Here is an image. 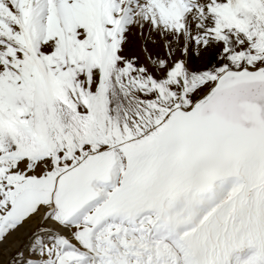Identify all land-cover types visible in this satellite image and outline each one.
<instances>
[{
	"label": "snow or ice",
	"instance_id": "snow-or-ice-1",
	"mask_svg": "<svg viewBox=\"0 0 264 264\" xmlns=\"http://www.w3.org/2000/svg\"><path fill=\"white\" fill-rule=\"evenodd\" d=\"M0 264H264V0H0Z\"/></svg>",
	"mask_w": 264,
	"mask_h": 264
}]
</instances>
